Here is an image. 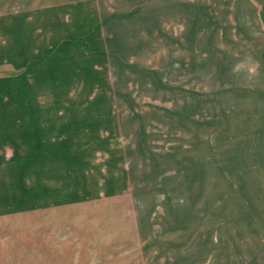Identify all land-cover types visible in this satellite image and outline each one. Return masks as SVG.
I'll use <instances>...</instances> for the list:
<instances>
[{"label":"rangeland","instance_id":"rangeland-1","mask_svg":"<svg viewBox=\"0 0 264 264\" xmlns=\"http://www.w3.org/2000/svg\"><path fill=\"white\" fill-rule=\"evenodd\" d=\"M0 264H264V0H0Z\"/></svg>","mask_w":264,"mask_h":264},{"label":"clouds","instance_id":"clouds-1","mask_svg":"<svg viewBox=\"0 0 264 264\" xmlns=\"http://www.w3.org/2000/svg\"><path fill=\"white\" fill-rule=\"evenodd\" d=\"M259 61L253 60L251 57H246L242 61H238L237 64L233 66V73H238L241 70H246L249 74H256L259 69Z\"/></svg>","mask_w":264,"mask_h":264}]
</instances>
